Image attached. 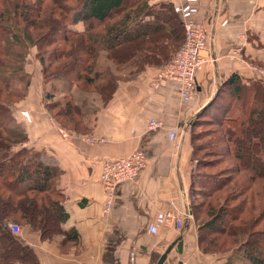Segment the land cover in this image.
I'll list each match as a JSON object with an SVG mask.
<instances>
[{
  "label": "crops",
  "instance_id": "1",
  "mask_svg": "<svg viewBox=\"0 0 264 264\" xmlns=\"http://www.w3.org/2000/svg\"><path fill=\"white\" fill-rule=\"evenodd\" d=\"M146 2L151 10L136 17L130 33L157 24L158 34L167 31L168 37L158 39L161 48L154 47V53L149 52L153 60L138 64L141 68L132 65L146 52L134 57L132 65L127 63L129 70L121 74L106 101L95 100L65 77L44 80L39 63V82L30 84L25 99L14 103L15 124L23 129L26 146L39 150L42 161L56 169L53 189L66 217L51 238H43L29 226L20 227V233L12 231L16 241L12 246L19 253L10 264H155L172 242L162 264H224V255L202 252L198 242L190 209V125L232 73L243 80L260 77L255 68L264 67V0ZM164 3L174 9L157 10ZM170 16L171 22H202L209 36L204 65L196 73L194 88L186 92L170 80L152 86L158 66L172 55L170 49L176 43L169 36ZM69 28L80 31L82 24L74 20ZM151 40L146 36L143 46ZM62 87L65 92L58 90ZM49 92L55 99L69 98L74 111L90 118V130L62 125L47 107L50 98L44 95ZM150 118L162 125L149 129ZM63 128L68 137L62 136ZM87 133L105 141L89 144L80 136ZM136 149L145 153L146 164L135 179L116 186L112 204L104 213L101 161ZM167 211L182 216L184 224L180 228L166 224Z\"/></svg>",
  "mask_w": 264,
  "mask_h": 264
},
{
  "label": "trees",
  "instance_id": "2",
  "mask_svg": "<svg viewBox=\"0 0 264 264\" xmlns=\"http://www.w3.org/2000/svg\"><path fill=\"white\" fill-rule=\"evenodd\" d=\"M46 3L45 0H35L31 3L26 0H2L0 3V68L10 58L8 52L13 47L12 41L9 45L7 44L9 43L6 40L7 30L12 26L17 29L16 24H10L8 21L15 23L22 18L23 30L21 31L24 39L38 44L39 47L48 44L46 39L48 34L53 35L55 32V36L56 32L60 31L57 35L60 43L58 42V46L47 53L49 60L43 68V65L41 66L44 80L65 77L71 84L76 80H80L85 85L95 82L97 92L105 97L115 90L118 76L111 73L110 66L96 60L100 51L107 52L106 55L110 59L119 63L130 60L134 53L129 52L130 49L143 48L146 36L155 41L166 38L165 34H158L161 29L157 24L146 30L134 29L133 33H130L135 28L132 22L136 21V17L143 11L145 13L146 10H151L146 0H50L48 4ZM161 9L173 10L174 8L170 5L165 6L164 3L157 10ZM171 13L173 11L168 14L171 15ZM41 15L43 18H31L41 17ZM74 20L82 24L80 31L74 32L69 28ZM167 20L171 22V16ZM31 30L42 31L37 38L41 37L44 44L37 38L31 39ZM169 33L172 40L176 41L172 44L174 48L170 49L174 50L183 42L184 23L179 19L171 22ZM13 36L16 37V35ZM123 39L125 43H128L125 50L130 54L129 58L121 56V52H114ZM152 48L154 47L149 45L148 52L136 60L134 63L136 69L142 67L138 65L141 62L153 60L154 54L149 53H154ZM73 51H75L73 59L58 62L61 57H71L74 54ZM39 57L42 62L45 61V55L42 52ZM51 65H55L54 68L51 69ZM4 72L0 69V93L2 91L10 95L9 77ZM72 72L75 74L74 78L69 77ZM96 80L100 81L97 85ZM263 80L260 77L243 80L237 72L232 73L220 84L216 96L191 120L189 136L192 167L189 194L193 191L194 195L212 198L207 202L206 212L204 210L199 212L201 216L205 214V220L196 221L198 218L196 208L191 202L190 209L193 221L197 224L198 242L202 252L224 255V264H264V227L257 228L264 220V181H255V179L264 180ZM52 95L53 93L49 92L44 97L52 99ZM59 103L60 101H57V104ZM12 105L13 103L10 104L7 101L0 102V235L1 242L7 245H16L8 223L17 219L20 221L19 213L28 226H32L33 229L40 227L44 230L47 214L51 219L50 226L57 231H59V223L66 217V213L62 212L57 202V192L53 189L56 169L42 161L39 150L26 146L23 129L12 125ZM65 108L67 110L75 106L71 105L68 99L67 102L65 100ZM198 125L217 127V131L212 129L211 132L215 134L216 141L220 144L226 143L227 150L232 156L231 160L238 165L236 168L226 167L228 171L223 176L207 175L198 171V165L205 162L199 161L194 156L196 133H193V129ZM202 132V135L207 134ZM251 154L256 155L257 159L254 157L249 161L246 156ZM207 163L206 161L204 164ZM50 194L54 196L49 198ZM228 201L238 203L229 209L230 207L225 205ZM38 212L44 214L42 221L38 219ZM16 224L18 225V222ZM208 233H214V236L212 234L209 236L208 241L211 245L209 248L202 245ZM226 245L234 248L229 252L212 251L225 249Z\"/></svg>",
  "mask_w": 264,
  "mask_h": 264
},
{
  "label": "rangeland",
  "instance_id": "3",
  "mask_svg": "<svg viewBox=\"0 0 264 264\" xmlns=\"http://www.w3.org/2000/svg\"><path fill=\"white\" fill-rule=\"evenodd\" d=\"M35 2V0H26V2L31 3V2ZM48 4L50 0H45ZM2 2V0H0V3ZM1 7V5H0ZM5 14V13H4ZM31 18H43V16L41 15V17H31ZM20 20L15 21V23H13L12 21H8V23L10 24H16L17 29L12 27H9V29L7 30L8 34L6 36V40L8 45L11 43L12 41V46L11 50H9V57L6 64L2 65V67L0 68L1 71H5L4 74L7 75V77H9V84L11 88V93L10 95H7L6 93H0V102H9L10 104L13 103V105L11 106V112L12 109L14 107V103L19 102V100L21 99H25L26 95H28V89H30V84L32 86H34V84L38 83V79H40V68H39V63L41 64L42 68L45 66V64L48 62V57H47V53H50V51L52 49H55V47L58 46V40L57 39L59 36L60 31L56 32L57 34L54 36L51 34H48V37H46V39H48V44H46L45 46H40L34 42H29L27 40L24 39V34L21 30H23V26H22V22L21 19ZM2 22V21H1ZM8 26V25H7ZM56 29V28H55ZM58 30V29H56ZM40 33H42V31H36V30H31V39L35 40L37 37H39ZM162 34H165L166 38L168 37L166 32H161ZM13 35H16V37H14ZM184 36V34H183ZM70 37V36H69ZM55 38V39H54ZM71 38V37H70ZM152 38V37H151ZM37 40L40 42H42V44H44L43 40L40 38H37ZM36 40V41H37ZM72 40V38L70 39ZM184 42V39H183ZM183 42L176 47V49H174L172 51V54L167 60H165V62L158 66L159 71L162 70L163 67L166 66V64L169 62V60L175 55L177 49L183 44ZM60 43V42H59ZM156 47L157 45L160 46L161 48V44L158 41H154L151 40L150 43L144 44L143 48H148L149 45ZM125 44L124 43H120L118 44L117 48L114 50V52H121V56L123 55L125 58H129V53L126 52L125 48H124ZM163 46V45H162ZM67 47H69L67 45ZM66 47V48H67ZM134 47V46H133ZM143 48H137L134 47L132 49L129 50L134 52L133 55L130 57V60L127 59L123 62H119L116 63L115 61H113L112 59H110L105 51H100L101 53L99 54V57L96 59L97 61H101L104 64L108 65L111 67V73L114 75L118 76L122 78L123 76L121 75L122 73H125V70H129V66L127 65V63H129V61H131V65L132 62L134 60V57H138L140 55H142L143 52H147V49H145L143 51ZM59 49V48H57ZM153 49V48H152ZM157 49V48H156ZM78 52V50H76ZM42 52V54L45 55V61L42 62L41 58L39 57V54ZM74 54L71 55V57L65 56V57H61V59L58 61L59 63L61 62H66L69 61L70 58L73 59L75 57V51H73ZM79 53V52H78ZM82 55V54H80ZM36 56V57H35ZM8 57V56H7ZM83 57V56H82ZM16 58V59H15ZM124 60V59H123ZM55 65H51V69L54 68ZM134 66V65H132ZM136 66H134L135 68ZM260 68H264V67H260ZM80 69V67H79ZM73 76H75V74L72 72V75H69V77L74 78ZM73 85L77 86L81 91H84V93H87L88 95H92L95 97V100H99L100 102H104L106 101V99L109 96H101L99 92H97L96 87H95V82H93L91 85H85L83 82H81L80 80H76L73 81ZM100 82L99 80H96V85L97 83ZM1 87V86H0ZM29 87V88H28ZM62 88H59L58 90H62ZM66 91V88L63 89V92ZM111 94V92L109 93V95ZM58 97V98H57ZM60 99H62L60 101ZM69 99V98H68ZM68 99L63 98V97H59L56 96L52 97V99H50V101L48 102L47 107L50 108V111H52V113L54 114V116L56 117V119L65 127L71 129V130H85L89 129V123L91 122L90 118L88 117H82L80 116L76 111L72 110L71 108L67 109L65 108V100L66 102L68 101ZM16 101V102H15ZM57 101H60L59 104H57ZM12 125H16L15 124V119H14V114H13V123ZM217 127L215 125H198L197 127H195L193 129V133H196V138L194 140V144L196 145V149L194 150V156L196 159H199V161L204 160L205 162L207 161V164H204L205 162H203L202 165H198V171H202L205 174L209 175H218V176H223L224 173H226V171H228V168L226 167H237L238 165L235 164V162H233L232 156L229 154V151L227 150L226 147V143H222L220 144V142L216 141V136L215 134H213V132H211L212 129H216ZM64 131L63 136L64 137H68V132L65 131V129H62ZM218 129H216L217 131ZM87 131V132H88ZM202 131H204V133H207L206 135H202L201 133H203ZM83 137H88V138H96L94 135H89L88 133L85 135H80ZM98 138V137H97ZM99 141H105L104 138H98ZM220 141V140H219ZM198 145V147H197ZM122 156H117V158H120ZM248 158L249 161H251L254 157L257 159V156H253L252 154L250 156H246ZM245 157V158H246ZM215 160V161H213ZM202 162V161H201ZM211 175V176H212ZM223 179V177H221ZM263 182V179H255L256 182L260 181ZM53 194H50V197H53ZM212 197H202L200 195H194V192L192 191L190 194V202L193 203V205H195L196 208V217H198L196 219L197 222L203 221L205 220L206 216L204 214V216H201L199 214V212H202L204 210V212H206V207H207V202H209V200ZM203 202V204L201 205V203ZM41 202V201H40ZM238 202L236 201H228L225 202V205L229 206L231 209V207H233V205H236ZM28 208H26L27 210ZM38 219L42 221V218H44V214L41 212H38ZM20 221L17 220H12L14 222H18V225L20 227L22 226H28V223H26L24 220V218H21V214H18ZM16 218H18L16 216ZM50 217L47 214V216L45 217V223L46 225L43 226L44 228H46L45 230L43 228L38 227L36 230L40 231V234L43 238H51L52 235L54 233H57V229H54V227L50 226ZM235 223H238L237 221H234ZM41 226V225H40ZM29 227H32L29 225ZM263 228L264 227V220L260 223V225L257 226V228ZM204 231L206 232V230L204 229ZM217 232V231H216ZM212 234V233H210ZM210 234L208 233V237L206 238V240L203 241L202 245L204 247H211V245L209 244V239H210ZM214 236V233L212 234ZM228 239V238H227ZM1 235H0V243H1V247H0V264H10L13 260L15 261V259H17V254L19 253V251L15 250L14 247L12 246V244H5L4 242H1ZM228 244H230V242H228ZM202 247V246H201ZM227 247V248H225ZM224 248L225 249H215L212 251H216V252H225V251H230L231 249H233L234 247L231 245H226Z\"/></svg>",
  "mask_w": 264,
  "mask_h": 264
},
{
  "label": "built area",
  "instance_id": "4",
  "mask_svg": "<svg viewBox=\"0 0 264 264\" xmlns=\"http://www.w3.org/2000/svg\"><path fill=\"white\" fill-rule=\"evenodd\" d=\"M209 45V36L205 26L200 21L190 20L184 23V42L177 49L175 55L169 60L162 70L158 71L156 78L152 82L153 87H158L161 82L170 80L178 83L182 92L192 90L196 83V73L203 67V53ZM258 75L264 78V68H255ZM161 121L150 118L148 128L160 127ZM64 134V131H61ZM63 136V135H62ZM87 143L92 144L98 139L82 137ZM146 164L145 153L136 149L130 154L122 157H107L101 161V172L99 182H101L102 191L105 196L102 211L107 213L114 198L116 186L124 180H133ZM186 217H190L188 212H184ZM164 222L176 228H180L183 223V217L178 214L167 211L164 216ZM8 227L14 233H20L21 228L14 222H9Z\"/></svg>",
  "mask_w": 264,
  "mask_h": 264
},
{
  "label": "water",
  "instance_id": "5",
  "mask_svg": "<svg viewBox=\"0 0 264 264\" xmlns=\"http://www.w3.org/2000/svg\"><path fill=\"white\" fill-rule=\"evenodd\" d=\"M175 242L170 243L169 245H167V248L162 252V254L159 256V258L157 259V261L155 262V264H162L163 261L165 260L166 256L168 255V251L171 249L172 245Z\"/></svg>",
  "mask_w": 264,
  "mask_h": 264
}]
</instances>
